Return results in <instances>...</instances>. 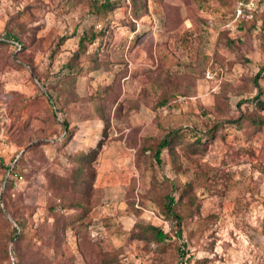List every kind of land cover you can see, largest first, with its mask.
Returning a JSON list of instances; mask_svg holds the SVG:
<instances>
[{
    "label": "rangeland",
    "instance_id": "obj_1",
    "mask_svg": "<svg viewBox=\"0 0 264 264\" xmlns=\"http://www.w3.org/2000/svg\"><path fill=\"white\" fill-rule=\"evenodd\" d=\"M239 1L146 0L135 18L121 0L102 21L85 0H0V39L22 31L0 43V264H264V126L230 121L264 89V0L248 20ZM106 23L100 66L64 93L58 76L79 34ZM173 127L203 146L182 156L178 145L175 164L163 148L157 163L146 147ZM98 141L92 169L80 167L72 155ZM79 174L91 184L83 227L67 182ZM189 180L193 204L179 199ZM62 192L72 205L60 206ZM168 192L180 219L161 209ZM170 219L167 246L131 237Z\"/></svg>",
    "mask_w": 264,
    "mask_h": 264
},
{
    "label": "trees",
    "instance_id": "obj_2",
    "mask_svg": "<svg viewBox=\"0 0 264 264\" xmlns=\"http://www.w3.org/2000/svg\"><path fill=\"white\" fill-rule=\"evenodd\" d=\"M121 0H85L86 8L89 13H94L102 19V21L108 19L111 11L116 9L120 5ZM129 3V2H128ZM129 10L131 12V15H133L135 18H140L143 15L147 13V5L146 0H130V7ZM9 27V26H8ZM109 27L106 24H99V27H90L88 29L83 30L78 37L77 41V48L73 52V54L69 57V59L62 65V73L58 76L60 83H62V90L64 93H69V91L72 89V86L77 80V77L80 75L82 70H85L87 72H90L92 70H95L100 66L99 60L97 59L96 55L98 51V48H100L101 43L105 39L112 38V30L108 29ZM22 30V29H21ZM20 33L22 31H16L14 28H7L4 37L0 39V43L4 44L7 43V40H12V42H21L20 40ZM133 42L131 43V47L133 46ZM95 45V50L89 52L88 47L90 45ZM130 47V46H129ZM86 60V62H84ZM107 63V62H106ZM264 69V68H263ZM262 70V69H261ZM261 76V71H258L256 75L254 76V79L256 80L258 77ZM46 88L48 87L45 85ZM51 88H54L53 86ZM264 93V89H261L259 87V90L257 91V94L254 95L251 98V102L254 106V109L250 113H242L241 118L239 119H233L230 120L232 122H239L241 119L247 120L252 127L255 129H260L262 126H264V115H262L260 112L264 108V99L261 98V95ZM66 95V94H65ZM49 102L51 103V100L49 99ZM164 103V102H161ZM99 118L103 121L105 125L108 124L107 118L105 117L104 113V107H99ZM51 113H53L54 117L56 118L55 111L53 108H51ZM61 123L63 124V127H68L69 124L67 120H62ZM241 121L239 122V124ZM221 127V124H214L213 127L206 130V133L210 136H214L216 133V130ZM67 131V129H66ZM72 134V131H69V136ZM185 136V133L181 131L180 127H173L165 131L161 136H157L156 138H153L154 143L150 144L146 147V149L150 150L153 157L155 158V161L157 163H161L160 158V152L163 148H166L169 152L173 164L177 162V159L179 158L178 153L176 152V148L178 145L181 146V154L182 156H186V149H190L194 152H197L202 146H203V139L201 135L196 136V141H192V143L186 142L185 145L183 137ZM100 145V141H98L95 145H91L87 149H78L76 152L72 155L75 161L78 162L79 166L86 168H91V161L95 158L98 148ZM180 166V164H178ZM8 166H6L7 168ZM92 169V168H91ZM10 174H14L13 170L10 171ZM9 174V175H10ZM6 178L5 181V187L10 183L11 178ZM82 174H79L77 176V179L73 182L67 181L70 185L77 187V193L78 198L76 202V206L80 208L81 213H77L73 219H70L71 222L76 221L79 227H83L84 225V218L87 214V211L89 210L90 206L87 205L88 203V190L91 188L90 182L87 181H81L80 176ZM194 183L189 180L185 181L184 186L180 190L179 193V199L182 197L188 198V200L193 204V198L195 195H192V189H193ZM179 184H173V189H178ZM59 202L60 206L66 207L65 205H72L73 202H67V200H71L72 197L66 194L65 192L60 193L59 195ZM164 202L162 203L161 209L163 212L167 214H172L176 218L180 219L181 216L179 213L175 210V201L173 196L170 192L166 193L164 196ZM82 198H84L82 200ZM54 207V206H53ZM51 207V209H53ZM82 209V210H81ZM1 212V207H0ZM18 226L20 227V230H23V224L21 221H17ZM16 228H11V233L15 232ZM146 231H150L149 236H145ZM131 237L137 238L139 240H144L146 242L150 240L156 241L157 244H162L164 246L166 245V233L159 227L155 225H145L141 227V230L139 232L135 231V229H132L131 231ZM22 236V232H18V234H15L14 237L20 238ZM10 237V235H9ZM6 256L7 250H5ZM9 260V258H8ZM108 264H115L118 263V260L114 256H107V258L104 260ZM16 264H23L20 260L16 262Z\"/></svg>",
    "mask_w": 264,
    "mask_h": 264
},
{
    "label": "built area",
    "instance_id": "obj_3",
    "mask_svg": "<svg viewBox=\"0 0 264 264\" xmlns=\"http://www.w3.org/2000/svg\"><path fill=\"white\" fill-rule=\"evenodd\" d=\"M261 0H240L236 7H235V13H236V17L240 18V19H252L254 16V12L258 7V2ZM163 225H162V229L164 230V232H169L171 235V230L172 228L170 227H174L175 226V221L173 219L170 220H163ZM179 230H174L173 232H178Z\"/></svg>",
    "mask_w": 264,
    "mask_h": 264
},
{
    "label": "crops",
    "instance_id": "obj_4",
    "mask_svg": "<svg viewBox=\"0 0 264 264\" xmlns=\"http://www.w3.org/2000/svg\"><path fill=\"white\" fill-rule=\"evenodd\" d=\"M130 37H132V36H130Z\"/></svg>",
    "mask_w": 264,
    "mask_h": 264
}]
</instances>
